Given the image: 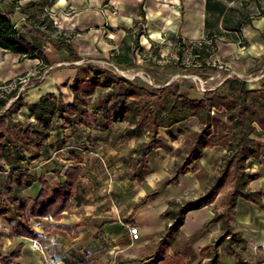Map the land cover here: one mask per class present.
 I'll use <instances>...</instances> for the list:
<instances>
[{"label": "crops", "instance_id": "1", "mask_svg": "<svg viewBox=\"0 0 264 264\" xmlns=\"http://www.w3.org/2000/svg\"><path fill=\"white\" fill-rule=\"evenodd\" d=\"M248 1L211 0L220 4L222 13L218 16L207 13V0H0V9L11 14L17 28L30 29L35 26L48 36L24 35L31 46L43 53L47 60L45 64L36 58L20 60L19 54L0 48V54L5 56V62L0 66L3 81L0 84L12 81V87L23 72L34 70L44 76L39 83L29 88L20 90L21 86L18 89L17 95L21 96L23 103L38 104L43 96L53 95L70 106L73 103L71 85L74 77L77 75L83 81L93 78L88 66L114 73L98 65L126 69L125 60L133 64L140 50L159 46L162 42L200 43L205 41L210 30L206 28V20L213 26L212 32L230 35V39L216 44V56L230 55L231 59L237 58L236 70L251 72L264 62V14L232 25L224 18V13L233 8V3L243 9ZM253 1L264 8V0ZM44 18L53 31L39 25ZM236 24H240L237 32L225 29L226 25L233 27ZM62 43L69 44V47H57ZM241 43L245 45L244 53L239 50ZM259 86L256 81L250 85L251 88ZM108 90L97 88L88 97L90 112L105 107L107 100L104 95ZM15 119L33 121V118H27L25 108L19 111ZM194 119L190 118L169 129H160L157 148L146 156L140 168L139 165L131 168L126 163L128 158H122L116 164L121 177L108 188L107 180L102 181V176L100 184L96 183L98 192H93L94 181L85 176L89 177L93 171L101 168L98 151L121 155L124 145L131 144L138 136L136 133L124 134L125 127L131 126L130 116L125 114L105 127L71 126L73 117L54 118L53 124L59 128L50 131L39 158L32 163L25 161L21 164V168L26 169L33 180L31 185L21 186V193L35 198L40 188L35 180L41 174L50 184L62 182L69 166L82 169L81 189L71 200L70 209L63 212L58 220L51 216L31 218L32 228L38 236L36 239L19 235L9 237V233L0 228V257L9 256L19 247L20 255L15 259L17 264H142L143 258L151 255L147 248L155 245V235L171 221L162 216L163 212L172 201L181 202L179 199L188 189L195 191L198 187L196 173L201 170L209 173L212 170L209 152L224 154L221 147L204 149L201 157L189 167L191 169L196 165L197 171L189 172L173 184L163 187L172 171L175 152L187 134L186 125ZM210 139L215 141L216 138L210 136ZM124 150L132 156L131 148ZM6 169L8 171L10 166H6ZM246 171L256 176L249 188L264 190V150L258 160L251 159L248 162ZM7 187L5 175L0 172V196L6 201L12 196ZM213 207L212 204L186 213L182 226L170 243L168 254L171 257L183 253L187 256L185 264L203 262L200 249L221 232L220 221L213 219ZM9 215L0 219L5 218L8 225L9 220L17 225L19 218ZM131 225H137L140 230L136 242L131 240L129 234ZM232 225L254 253L264 252V210L238 199ZM35 243L40 247L36 248ZM218 253L217 264H236V259L226 254L222 246L218 248ZM254 264H264V261Z\"/></svg>", "mask_w": 264, "mask_h": 264}, {"label": "trees", "instance_id": "2", "mask_svg": "<svg viewBox=\"0 0 264 264\" xmlns=\"http://www.w3.org/2000/svg\"><path fill=\"white\" fill-rule=\"evenodd\" d=\"M206 11L218 16L222 13L220 4L211 0H207ZM39 25L50 32L53 31L45 18ZM239 26L240 24L233 27L226 25L225 29L237 32ZM206 28L210 30L205 41L199 43L200 52H204L208 47V40L211 47H214V32L211 31L213 26L208 20ZM25 34H41L48 38L47 34L35 26L30 29L17 28L11 14L0 9V48L19 54L20 60L36 58L43 64L47 63L43 53L26 41ZM64 45L69 47L66 43L57 47ZM210 54L211 52L205 53L207 57ZM124 57L127 59L126 55ZM125 62L128 68L132 67L131 62ZM205 68L204 66L203 69ZM88 71L92 79L83 81L76 75L72 80L73 103L70 106H66L61 99H56L53 95L43 96L38 104H25L21 96L17 95L21 80H16L12 87V81L0 84V172L4 173L7 190L12 193L7 201L0 196V217L11 214L20 220L17 225L9 220V237L19 235L36 239L38 236L32 228L31 218L51 216L58 220L63 212L70 209L71 200L81 189L82 169L79 166H69L62 182L50 184L41 174L35 180L40 186L35 198L21 193L22 185L29 186L33 182L28 171L21 168V164L25 161L32 163L39 158L41 149L47 144L50 131L59 128L57 124H53L54 118L73 117L71 126L105 127L120 120L125 114L131 115L129 123L135 125L136 134L146 132L149 135V141L142 145L138 163L143 162L146 156L157 148L160 129H169L195 118L199 132L194 134L192 145L184 151L185 158L175 167L174 175L164 186L173 183L178 176L188 173L189 167L201 157L204 149L221 147L224 150L220 157L219 173L206 193L199 198L185 203L172 201L169 204L162 216L170 218L171 221L163 231L155 235V245L147 248L151 255L143 258L142 264H185V254L176 253L173 257L168 254L170 243L182 226L186 213L210 206L219 194H222L220 207H214L212 211L213 219L220 221L221 232L216 239L200 249L203 262L199 264H217L220 246L226 254L236 259V264H253L242 258L240 246H244L245 242L234 231L232 215L238 199L264 210V190L249 188L250 182L256 176L246 171L248 162L251 159L258 160L264 150V77L257 81L259 88H251L252 83L244 79L230 77L216 90H205L200 97L190 98L181 93L179 84L175 82L156 88L117 76L107 69L88 66ZM97 88L109 89L104 95L107 102L105 107L90 112L88 97L92 96ZM14 97L16 98L11 101ZM22 108L27 110L28 119L33 118L32 122L15 119ZM215 112L223 114L225 127L224 135L212 141L211 122L212 113L213 121L215 120ZM127 131L129 134L135 133L134 129ZM6 166H10L8 171ZM196 169L194 165L191 170ZM225 188L226 191H223ZM19 255L20 248L17 247L9 256L0 257V264H17L15 259Z\"/></svg>", "mask_w": 264, "mask_h": 264}, {"label": "rangeland", "instance_id": "3", "mask_svg": "<svg viewBox=\"0 0 264 264\" xmlns=\"http://www.w3.org/2000/svg\"><path fill=\"white\" fill-rule=\"evenodd\" d=\"M224 1H228V0H224ZM257 5L258 4L255 1L249 0L248 5L244 6L242 9L239 8L238 4L233 3L231 5L233 8L227 10L226 13H224V18L225 19L227 18L229 24L232 25L235 24L236 22H241L243 20H249L250 18L261 16L262 14H264V8H261L260 6ZM262 7H264V5H262ZM212 21H214V19H212ZM229 36L230 35L226 33H221V34L219 32L212 33V37L214 39V47H211L210 40H208L206 42L208 47L205 49L204 52H200L201 46H199V42H185V43L162 42L159 44L160 47L159 46L150 47L145 51L140 50L138 52V56L135 57L132 67L126 69L117 67V69H115L107 64H101L98 66L99 67L103 66L105 68L111 69L114 72V74H117V76L124 77L133 80L135 82L145 84L148 86H153L156 88H159L164 84L175 82L179 84L180 91L182 94L190 98H198L203 94L205 90H214V89L216 90L220 86V84L224 81V79H226L227 77L228 78L230 76L236 77V75H239L240 78L244 79L247 77L253 78L255 76L264 73V62L260 63L258 67L254 68L251 72L244 73V72H238L236 70L237 69L236 63L239 61V59L237 58L231 59L230 55H226L224 57L216 56L217 54L216 44L220 42H225L227 39H230ZM231 36L234 37L236 35L231 34ZM242 45L244 44L241 43L239 47H241ZM206 52H211L210 56L207 57L205 55ZM4 59L5 56L3 54H0V66L2 65ZM23 66L24 68H26V63H24ZM204 66L206 67L205 69H203ZM122 73L123 74L126 73L128 75H123ZM21 75L17 79V80H21L20 82L22 87L20 88V90L29 88L32 85L39 83L44 76L43 73L39 74L37 71L34 70L29 71V73H27V71L23 72V74ZM1 82L3 81L0 77V83ZM15 98L16 97H14L13 99ZM214 115H215V120L213 121V113H212V122H211L212 134L210 136L211 138H216L215 139L216 141L219 137L224 135L225 119L222 113L215 112ZM129 126L130 127L128 126L125 127L126 129H124V134H129L127 130H133V129L135 130V133L137 132L134 124H129ZM186 127L188 128L185 129V131H187V134L184 135L182 145L175 152V161L173 164L172 171L170 173V176L164 181V183L174 175L175 167L179 165L182 159H184L186 156L184 151L192 145L194 134L196 132H199V125L197 124V121L195 119L192 120V122H189L186 125ZM135 139L136 140L134 142L132 141L131 144L129 142V144L126 143L124 145V148L126 149L131 148V150H133L132 156L127 155L128 153H125L124 148L121 150V152L124 151L121 155L108 154L107 152H104L102 150L98 151L99 165L101 168L100 167H99L100 169L97 168L95 171H93L92 175H89V177L85 176V178L87 179L90 178L92 181H94L92 185L94 187L93 192H95V190L96 192H98L99 187L97 186L96 183L100 184L99 182H101L100 179H102V176L104 177L102 181L107 180L106 185L108 186V188L112 187L114 181L117 180L119 177H121L120 175L121 173L119 171L120 168L116 164L118 163V161H121L122 158L123 159H125L126 157L128 158L126 163L130 164L131 168L138 167V165H139L138 168H140V164H142L144 161L138 163L137 160L140 157L142 145L149 141V135L146 132L138 133V136H136ZM209 154L210 155H208V157L211 160L212 170H210L209 173H207L206 171L204 172L203 170L196 173L195 178L198 182V187L195 188V191H191V189H188V192L185 191L184 195L179 199L181 202L178 203H185L187 202L186 199H193V198L197 199L201 195L205 194L207 189L209 188V185L218 175L219 168L221 166L219 161L222 154L220 155L219 153H215L213 151H211V153L209 152ZM216 158H218L217 161ZM191 169L189 172L194 173L195 171L198 170V167L195 171ZM181 176L183 175L178 176L175 181H177V179ZM164 183H163L164 188L173 184L171 183L165 187ZM223 191H226V188ZM216 198H217L215 200L216 202L213 203V205L214 207L219 208L221 203L220 198H222V194H219ZM4 220L5 218L0 219V228H2L3 231L5 230L4 232L9 233L10 226ZM180 245H182V243ZM240 247H242L241 250L242 258L246 259L247 261L253 264L258 263L260 261H264V252L254 253V250H251L246 243L244 246H240Z\"/></svg>", "mask_w": 264, "mask_h": 264}, {"label": "built area", "instance_id": "4", "mask_svg": "<svg viewBox=\"0 0 264 264\" xmlns=\"http://www.w3.org/2000/svg\"><path fill=\"white\" fill-rule=\"evenodd\" d=\"M239 50H240V53H244V51H245V46L242 45L241 47H239ZM230 77H231V76H230ZM230 77H229V78H230ZM236 77H237V78H240L239 75H236ZM262 77H264V73H262V74H260V75H258V76H255V77H253V78H251V77L244 78V80H245L246 82L252 83V82H254V81H258V80H260ZM241 79H242V78H241ZM96 117H98V116H96ZM53 128H54V126H53ZM129 234H130L131 240H132L133 242H136V241L139 240V237H140V230H139V228L137 227V225H131V226L129 227ZM35 246H36V248H39V247H40V245H39V244H36V243H35Z\"/></svg>", "mask_w": 264, "mask_h": 264}, {"label": "bare ground", "instance_id": "5", "mask_svg": "<svg viewBox=\"0 0 264 264\" xmlns=\"http://www.w3.org/2000/svg\"><path fill=\"white\" fill-rule=\"evenodd\" d=\"M122 74H123V73H122ZM123 75H128V74L124 73Z\"/></svg>", "mask_w": 264, "mask_h": 264}]
</instances>
